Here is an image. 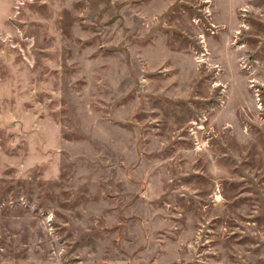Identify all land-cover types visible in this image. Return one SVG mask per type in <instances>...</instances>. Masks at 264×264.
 <instances>
[{"label": "rangeland", "instance_id": "rangeland-1", "mask_svg": "<svg viewBox=\"0 0 264 264\" xmlns=\"http://www.w3.org/2000/svg\"><path fill=\"white\" fill-rule=\"evenodd\" d=\"M0 264H264V0H0Z\"/></svg>", "mask_w": 264, "mask_h": 264}]
</instances>
